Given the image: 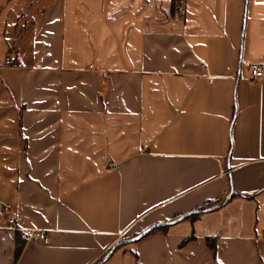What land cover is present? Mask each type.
<instances>
[{"label": "crops", "instance_id": "obj_1", "mask_svg": "<svg viewBox=\"0 0 264 264\" xmlns=\"http://www.w3.org/2000/svg\"><path fill=\"white\" fill-rule=\"evenodd\" d=\"M183 1L0 0V264H264V0Z\"/></svg>", "mask_w": 264, "mask_h": 264}, {"label": "built area", "instance_id": "obj_2", "mask_svg": "<svg viewBox=\"0 0 264 264\" xmlns=\"http://www.w3.org/2000/svg\"><path fill=\"white\" fill-rule=\"evenodd\" d=\"M177 12L180 16H184L186 13L185 4L183 0H179V5L177 7ZM3 65L13 68H22L23 65L18 60L16 54L14 52H9L5 55L3 59ZM250 74L252 79H259L263 77V69L261 66L257 64H253L250 66ZM110 167H115V164L111 162L109 164ZM8 224H13V219L8 220Z\"/></svg>", "mask_w": 264, "mask_h": 264}, {"label": "trees", "instance_id": "obj_3", "mask_svg": "<svg viewBox=\"0 0 264 264\" xmlns=\"http://www.w3.org/2000/svg\"><path fill=\"white\" fill-rule=\"evenodd\" d=\"M201 212V210L200 211H198L196 214H198V213H200ZM190 215H195L194 213L193 214H187L185 217H188V216H190ZM161 226H163V225H161ZM20 250H21V245L19 244V243H17V247H16V254H18L19 252H20Z\"/></svg>", "mask_w": 264, "mask_h": 264}, {"label": "water", "instance_id": "obj_4", "mask_svg": "<svg viewBox=\"0 0 264 264\" xmlns=\"http://www.w3.org/2000/svg\"><path fill=\"white\" fill-rule=\"evenodd\" d=\"M150 230V228L146 229L143 233H147ZM140 236L135 237L134 239H138Z\"/></svg>", "mask_w": 264, "mask_h": 264}]
</instances>
